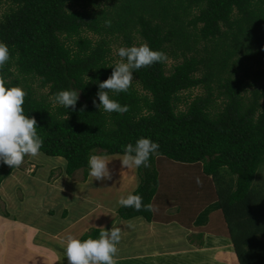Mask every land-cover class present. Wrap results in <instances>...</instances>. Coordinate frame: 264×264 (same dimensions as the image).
Returning <instances> with one entry per match:
<instances>
[{"label": "trees", "instance_id": "16d2710c", "mask_svg": "<svg viewBox=\"0 0 264 264\" xmlns=\"http://www.w3.org/2000/svg\"><path fill=\"white\" fill-rule=\"evenodd\" d=\"M2 3L10 10L0 19V42L8 45L11 59L0 78L7 87L25 90L24 112L35 117L44 141L40 152L65 158L66 173L73 177L81 170L87 181L90 155H123L122 146L150 138L160 147L148 167L138 168L140 182L131 194L141 195L153 210L119 206L118 216L155 220L160 163L202 164L204 174L219 184L220 200L209 204L196 224L208 225L211 213L221 210L224 234L233 240L239 263L264 264V175H259L264 169V0ZM118 43L147 44L167 57L134 72L127 92L109 91L111 99L128 107L123 114L93 104L99 103V82L117 64L112 54ZM169 59L175 61L171 72ZM35 81L48 89L45 95L34 90ZM258 81L252 98L245 97ZM196 88L203 91L192 101L183 97ZM61 90L79 92L75 109L54 103ZM17 168L0 164V186ZM195 188L205 191L200 183ZM104 230L92 228L80 239L98 238ZM214 231L223 233L216 223ZM199 237L202 246L203 233Z\"/></svg>", "mask_w": 264, "mask_h": 264}, {"label": "rangeland", "instance_id": "374dc122", "mask_svg": "<svg viewBox=\"0 0 264 264\" xmlns=\"http://www.w3.org/2000/svg\"><path fill=\"white\" fill-rule=\"evenodd\" d=\"M10 10V4L8 3H2L0 4V19L4 16L6 12ZM91 35V34H89ZM180 43L182 42L179 41ZM123 43V42H122ZM204 44H202L200 47H203ZM120 47H123L121 43L113 45V54L112 57H114V61L117 63L121 62V58L118 56L117 51ZM170 60V59H169ZM175 61L170 60L168 62V68L170 69V72L173 68V64ZM247 65V64H244ZM246 69V66L244 70H241L239 74H243ZM256 69V67H254ZM246 81L253 82L252 78H246ZM259 83V85H257ZM34 87V90L38 94H46L48 89L43 88L40 86L39 81H35L31 83ZM255 85L249 88V90L244 93L245 97L252 98V91L256 87H260V82L258 81ZM203 89L196 88L190 91L183 92V97L187 96V99H191V101L194 99L195 96L201 94ZM181 108L185 109V104L181 105ZM106 157V159L110 160V163L108 165L112 178L110 180L106 181H96L93 180V177H89L87 181L82 180L83 179V172L77 171L76 174L73 177H70L66 173V161L63 158H55L53 156H47L43 152H39L38 155L35 157L33 156H27L24 159V162L13 172V174L6 179V181L0 186V214H3L2 216L7 217L11 215V221L15 222L18 217L22 219V222L26 226H30L31 223L27 222L28 218H32L31 215H33L31 212L26 211L25 208L26 205L22 208V205L24 204V200L28 197L31 200L34 198H39L43 194V198L46 200H49V197H52V195L49 194H55V195H61L62 198L67 199L69 196L77 199L76 193H74L75 189L72 188V193L65 192L68 189H65V191L62 190L63 183L66 181L72 182V185L76 184L77 182L85 183L82 187L78 184L76 186V191L81 192L83 197H87L90 199L91 207L95 208L98 206V208L89 213L87 212L85 214V219L83 220V223L87 225L88 227L92 224L97 225H105L106 229L113 228H120L119 223H126V222H120L122 221L121 218L115 214L114 211L117 212V209L119 207L117 201L119 198L126 197L128 194H131L133 190L138 186V183L140 182V176L138 172V168H122L120 164V160L122 158V155H103ZM161 159V158H160ZM202 165V164H200ZM200 165L190 166L186 163L176 162V161H168L165 164L159 165V170L161 172V182L159 186V199L157 204V211H155L156 218H163L166 217L169 220H182L185 221V210L184 208L188 207L189 216L190 218H194L199 213V206L201 205L202 208L205 207L206 203L209 201V198L207 196L205 197L202 195L197 188H195L199 183H197V178L199 179L200 183L202 180H206V176L201 168ZM202 174L204 177H202L200 174ZM262 174L264 175V171H262ZM260 173L259 175L262 176ZM40 175H42V180L29 183L26 180V177H29L31 180L34 178H39ZM259 176V177H260ZM14 179H17L14 181ZM211 179V178H210ZM12 180V182H11ZM260 181H262V178H260ZM39 183V184H38ZM88 183V184H87ZM204 184H208L206 181H203ZM12 184V187L10 186ZM45 184V186H44ZM109 186L112 191L104 192L103 191ZM214 186L218 187L219 184L214 180ZM113 187V188H112ZM65 188V187H64ZM63 188V189H64ZM42 190V191H41ZM88 191V192H87ZM191 192L192 194L189 197H185L183 193ZM212 191H215V189H212ZM218 191V188H217ZM37 192V194L35 193ZM40 192H42L40 194ZM65 193V195H64ZM58 195V196H59ZM78 195H80L78 193ZM56 196L55 198H59L61 196ZM181 197V199H179ZM215 200L217 201V195L213 194V198L211 196L210 201ZM76 201V200H75ZM209 201L208 205L211 204ZM106 202V204H105ZM32 203L36 206L37 203L32 201ZM97 204V205H95ZM107 206V208H106ZM53 208H56V206H52ZM30 208V206H29ZM53 208H49L53 209ZM68 208V207H67ZM8 212L9 215H5V212ZM88 211L87 207L83 206L79 209H74V214L77 216L78 213ZM31 213V214H30ZM29 215V217H27ZM50 218H52L55 221L57 215L56 212L53 215H50ZM72 217H74L72 215ZM176 217V218H173ZM97 220H100V223L97 222ZM102 220V221H101ZM139 219H137L138 221ZM214 220L216 221V224L218 225L219 231H222L225 233L227 232V225L225 222V219L223 218V213L221 210H216L214 213ZM140 221V220H139ZM146 226H156L153 223H149L148 221L142 220ZM4 223H8V219H4ZM17 224V222H16ZM193 224V222H192ZM62 226H65L64 228L66 230L75 231L77 229L74 225H69L66 219L61 220V224H56V230L60 229ZM215 225V223L213 224ZM93 227V226H92ZM63 228V227H62ZM193 228V227H192ZM92 228H90L88 231H90ZM204 229L212 230L214 227H209L208 225L206 227H196L197 231H203ZM1 230L7 231V227H2ZM146 230L149 231L150 229L146 227ZM30 228L24 227V232L29 233ZM87 231V232H88ZM206 231V230H204ZM131 232V231H129ZM151 232V231H150ZM199 233V232H196ZM194 232H191L188 235H185L184 238H187V240L190 243H184L187 245V248H192L193 243L197 242L199 243L198 234ZM123 234V232H122ZM144 233H142L140 236H137L138 239H140L143 236ZM5 235V233H3ZM214 235V234H213ZM218 236V235H217ZM1 238V236H0ZM214 238H208L207 245L203 246L204 251L201 253L203 254V260L199 261V264H239L238 259L236 257L235 259V253L234 248L230 246L222 244L223 249L219 250L216 248L217 243L219 241ZM204 239H206L204 237ZM5 240L2 239V243H4ZM141 242L140 240L138 243ZM211 242V244H210ZM216 242V244H215ZM178 248L173 247V244L170 245L169 248H164L165 250L162 251V255H158L157 261L159 258H161V262L163 259V263L165 264H189L187 260H183L180 257L183 256L178 250L182 249L183 244L178 243ZM16 246L23 247L24 243H17ZM26 246L32 248V243L30 241V237L26 239ZM141 251V250H140ZM139 251V252H140ZM159 250H155L153 253L155 254ZM189 252V250H187ZM27 253V250L24 252ZM125 254V253H124ZM27 258H25L26 261ZM167 260V261H166ZM118 260L115 261V263ZM159 262V264H163ZM238 262V263H237ZM64 264H68V261H62ZM40 264H47V263H40ZM51 264H59L58 262H51ZM155 264V263H154Z\"/></svg>", "mask_w": 264, "mask_h": 264}, {"label": "clouds", "instance_id": "9594fccd", "mask_svg": "<svg viewBox=\"0 0 264 264\" xmlns=\"http://www.w3.org/2000/svg\"><path fill=\"white\" fill-rule=\"evenodd\" d=\"M105 23L107 26H111V21H106ZM117 54L121 58V62L112 66L113 71L108 79L99 82V91L97 92L99 103L94 99L93 104L99 111L102 109L106 113L115 112L123 114L128 111V107L111 99L108 95L109 91L116 94L127 92L132 84L134 72L143 67H148L158 62H164L167 57L162 51L153 50L147 44L120 47ZM10 59L11 54L8 45L0 42V69H3ZM105 89H107V91H105ZM25 96L26 92L21 86L7 87L5 80L0 78V164L12 168L19 167L24 162L26 156L35 157L38 155L44 143L37 132L38 126L35 117L26 115L24 112L23 105L25 103ZM53 100L55 104L66 109H75L79 100V92L74 90H61L54 95ZM159 147L160 145L157 142L145 137L139 138L135 144L129 143L122 146L123 156L119 159L121 167L127 169L140 168L141 166L148 167L150 157L157 152ZM109 163L110 160L106 159L103 155L92 154L88 157L87 164L89 175L94 178L93 180L106 181L112 178L108 167ZM262 171H264L263 168L260 170L261 174ZM205 176L208 180L212 181V189H215L213 192H215L218 199L215 202H218L220 197L217 187L214 186V178L206 174ZM197 183H200L198 178ZM142 201L143 198L141 195L128 194L126 197L122 196L119 198L117 203L121 207L133 208L136 211H140L142 208L148 211L153 210L151 204L145 205ZM210 202H212V200ZM154 211H156V207H154ZM204 211H202V214ZM212 213L208 219L209 227H214L213 224L216 223L214 220L215 212ZM155 220L158 219L155 218ZM170 221L171 220H168V222ZM179 222H182V220H179ZM184 222L191 221L188 220ZM185 226H189L188 228L196 230V227H206L207 225H195L193 223L192 225ZM204 230H196L199 233L195 232L198 234L199 243L194 242L195 244L193 243V245L199 248L207 244L209 235L215 234L214 229ZM201 233H203L202 246H200L201 238L199 237ZM218 236L228 237V239L233 242V240L224 233L218 234ZM204 237L206 239H204ZM120 240L121 229L113 227L110 230L101 231L99 237L95 239L89 237L81 240L74 236H68L66 248L64 250L65 257L67 258L68 264H115V257L117 256L118 248L121 244ZM233 248L237 255L235 244Z\"/></svg>", "mask_w": 264, "mask_h": 264}, {"label": "crops", "instance_id": "0c3cea01", "mask_svg": "<svg viewBox=\"0 0 264 264\" xmlns=\"http://www.w3.org/2000/svg\"><path fill=\"white\" fill-rule=\"evenodd\" d=\"M55 158L58 159L63 157L57 156ZM200 175L204 177L202 174ZM41 177L42 175H40L39 178L37 177L34 178L33 180H31L29 177H26V180L29 183H33V182L35 183L37 181L42 180ZM15 180L17 179H14V181ZM203 181H206L208 184H204ZM78 184L82 187L85 183L77 182L76 184L72 185V182L66 181L65 183H63V188L64 187L65 188L64 189L62 188L63 191H65V189H68L65 192L70 191V194L72 193V188L75 189L74 193H76L77 199H74L70 196L67 199H64L59 194L58 195L61 197L55 194H49L52 195V197H49L50 199L46 200L43 198V194H42V196H40L39 198L33 197L34 202L37 203V205L35 206L32 203L33 200L27 197L23 202L24 204L22 205V208L26 205L25 207L27 209L26 211L28 212L29 210V212L33 214L31 215L32 217L31 219L28 218V220H26L28 223L29 222L31 223L30 226H26L22 222V219L20 217H18L17 220L13 222L11 221V215L8 216L7 218L2 216L3 214H0V236H1L0 264H40L42 262L51 264V262L55 263L58 261L59 264H64L62 263V261L67 260V258L65 257L64 250L66 248L68 236H74L80 239L82 235L85 234L90 228H103V229L107 228V227L105 228V225L102 224L100 225L92 224L93 226L92 227L90 223V226L88 227L83 223V220L85 219V214L87 212L91 213L95 211L98 208V206L92 208L90 199L87 197H83L81 192L76 191L77 189L76 186ZM200 184L205 188V191L202 193L199 190V192L205 197L207 196V198L209 199L211 198V196L213 198V194H215V192L211 190L213 186L212 181L206 178V180H202ZM10 186L12 187V184H10ZM109 191H112V189L109 186H107V188L103 191V193ZM35 193L37 194V192ZM41 193L42 192H40V194ZM78 193L80 195H78ZM56 196H58L59 198H55ZM213 202H215V200H212V202L210 203ZM154 204L157 211L158 199H155ZM52 206H56V208H53ZM83 206L84 207L86 206L88 211L78 213L77 216H75L76 214H74V209L76 208L79 209L82 208ZM206 207H208V202L206 203L204 208H202L200 205L199 213L194 218H190L188 207L184 208L186 212L184 214L185 219L187 220L193 219L192 222L196 225V220L200 217L202 211H204ZM49 208H53V209L49 210ZM55 212L57 215L56 224H61V220L64 218L67 220L69 225L71 226L74 225L77 227V229L75 231H70V230H66L64 228L65 226L61 225V228L56 230L55 221L52 218H50V216L48 215V213L50 215H53L55 214ZM114 212L117 215V212L116 211ZM72 215L74 217H72ZM27 217H29V215H27ZM4 219L5 220L8 219L7 224L4 223ZM137 219H139L140 221L139 220L137 221ZM157 219L158 220L151 222L148 221L149 223H153L156 225L151 227L145 225V223L142 221L144 220L143 217H136L129 220L121 219L122 221L120 222L124 221L126 223H119V226H121L120 227L121 244L120 247L118 248L117 256L115 257V261L118 260L115 264H118L119 262H120L119 264H154V263L159 264V262H161V258H159L158 261L157 258L159 257L158 255H162V251L165 250L164 248H169L170 245L172 244L173 247L178 248L179 246L178 243H181V245L183 244L182 249L177 251L181 255L183 254V256L180 258L183 260H187L189 264H199V261H202L204 259L203 254L201 252L204 251L205 247L199 248L195 245H192V248H187V245L184 244V243H190L187 240V238H184L185 235H188L191 232L194 233L197 232L196 230H192L188 228L189 226L188 227L185 226V225H192V222H184V221L179 222L180 219L178 220L173 219L170 222H168L169 219L164 217L161 219L159 218ZM145 221L147 220L145 219ZM2 227H7V231L1 230ZM24 227L30 228L29 233L24 232ZM146 227L149 228L150 230L147 231ZM3 233H5V235H3ZM142 233L144 234L140 239H138L137 236L135 237V235L140 236ZM217 235L218 234L215 231V234L209 235L208 238L217 237L215 239H217L219 243H217L216 248H218L219 250L223 249L222 244L224 242L225 245L229 246L228 248L234 245L231 242V240L228 239V237L227 238L225 236L219 237ZM29 237L32 243V248L26 246V239ZM2 239L5 240L4 243H2ZM139 240L141 242L138 243ZM17 243H24V246L23 247L16 246ZM25 250H27L26 254L24 253ZM155 250H159V251L154 254L153 252ZM187 250H189V252ZM233 253H235V251ZM236 257L237 255L235 254V259ZM25 258H27L26 261ZM163 262L164 261L162 259L161 263Z\"/></svg>", "mask_w": 264, "mask_h": 264}, {"label": "bare ground", "instance_id": "6f19581e", "mask_svg": "<svg viewBox=\"0 0 264 264\" xmlns=\"http://www.w3.org/2000/svg\"><path fill=\"white\" fill-rule=\"evenodd\" d=\"M11 182H12V180H11ZM102 221V220H101ZM97 222H100V220H97Z\"/></svg>", "mask_w": 264, "mask_h": 264}]
</instances>
